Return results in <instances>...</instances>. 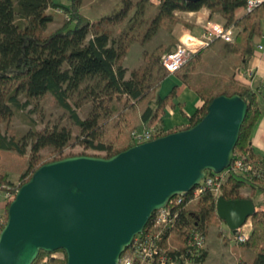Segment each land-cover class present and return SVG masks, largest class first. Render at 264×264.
<instances>
[{"label":"trees","instance_id":"obj_1","mask_svg":"<svg viewBox=\"0 0 264 264\" xmlns=\"http://www.w3.org/2000/svg\"><path fill=\"white\" fill-rule=\"evenodd\" d=\"M81 1L0 0V123L25 109L31 100L50 95L77 127L75 135L66 126L31 128L21 143L0 130L1 188L18 189L37 168L49 161L73 155L111 157L133 146L132 131L157 121L167 106L176 107L179 84H174L164 96L157 93L162 81L171 74L162 66L161 56L174 48V42L162 44L156 51H145L146 63L131 70L126 77L128 69L123 62L130 45L134 41L144 44L159 29L172 30L176 23L188 25L176 12L202 8L219 14L224 27H239L232 42L223 40L225 50L236 54L238 59L233 73L216 75L208 71L197 52L174 72L202 101L201 107L189 116L188 126L182 129L198 123L215 97L238 94L246 101L247 112L233 156L248 154L249 159L264 164V156L256 154L250 146L252 131L262 113L260 92L249 83L245 72L254 51V37L260 36L264 29V5L237 17L236 10L246 0H158L150 25L137 37L132 30L149 0H120L119 7L94 20L83 14ZM55 14L63 17V23L47 32V25L54 21ZM116 27H119L118 34L114 35ZM21 95L26 97L24 101ZM83 99L91 105L85 117L79 113ZM159 127L160 136L176 131L166 130L160 123ZM72 144L94 152L65 153ZM44 148L51 149L45 159L39 156ZM10 150L18 158L13 166L21 171L17 184L3 155ZM246 185L251 192L244 196L240 190ZM191 193L182 194L185 199L180 206L185 205ZM255 193L261 194L260 199H253ZM220 195L226 200L250 198L254 202L257 211L249 218L251 231L243 244L254 252L251 264H264V180L230 170L223 179ZM216 200L213 191L206 189L195 199V209L183 207L171 233L175 243H171V254L179 255L186 250L190 229H199L207 235L212 220L220 219ZM8 205H5V221ZM57 251L63 254L62 258L40 251L33 264L40 263L44 255L49 257L43 264H66L65 252ZM206 256L207 250L203 249L190 262L202 263Z\"/></svg>","mask_w":264,"mask_h":264},{"label":"water","instance_id":"obj_2","mask_svg":"<svg viewBox=\"0 0 264 264\" xmlns=\"http://www.w3.org/2000/svg\"><path fill=\"white\" fill-rule=\"evenodd\" d=\"M198 1V0H192ZM246 101L220 95L195 125L111 157L73 155L42 164L16 191L0 232V264H33L63 250L66 264H119L153 213L229 167ZM257 211L250 198L217 197L231 232Z\"/></svg>","mask_w":264,"mask_h":264},{"label":"built area","instance_id":"obj_3","mask_svg":"<svg viewBox=\"0 0 264 264\" xmlns=\"http://www.w3.org/2000/svg\"><path fill=\"white\" fill-rule=\"evenodd\" d=\"M264 5V0H246L243 6L245 12H251L255 8ZM235 35V26L224 27L217 22H207L200 35H193L189 31H184L180 35L174 48L161 56L162 66L170 73L177 71L192 55L203 52L217 40L232 42ZM246 76L252 78V69L248 68ZM161 130L158 120L141 129L132 131L131 137L135 144L153 140L160 137ZM236 171L247 174L249 177H256L264 180V164L248 158V154H236L226 169L220 173H207L198 186L191 190V197L183 203L185 197L182 194L171 198L165 207L156 210L143 231L137 234L130 246L120 257L119 264H184L190 262L195 257L200 256L206 248V236L199 230L192 228L185 242V251L179 255L170 253V236L177 222L180 220L183 207H186L198 197L204 190L213 191L216 198L221 193V184L228 171ZM210 172V171H208ZM16 190L0 187V194L6 202L14 199ZM186 194V193H183ZM6 221L0 218V232ZM251 231V224L245 223L233 234L238 243H244ZM58 251L49 253L52 257H59ZM48 255H44L41 262H47ZM183 262V263H182Z\"/></svg>","mask_w":264,"mask_h":264},{"label":"rangeland","instance_id":"obj_4","mask_svg":"<svg viewBox=\"0 0 264 264\" xmlns=\"http://www.w3.org/2000/svg\"><path fill=\"white\" fill-rule=\"evenodd\" d=\"M158 4V0H149L145 3L144 13L138 14L136 24L132 30V33L135 36H141L145 29L150 25L151 16L156 12V6ZM120 6V0H82L81 1V10L83 14L89 19H97L98 17L110 13L112 10ZM245 13L243 7L236 10V15L241 16ZM182 14L180 11L177 12V16L181 17ZM216 15V16H215ZM214 19L219 21L220 17L213 13ZM183 19V18H181ZM63 23V17L60 14L54 15V21L50 22L47 25V32L57 28ZM177 24V23H176ZM175 24V25H176ZM179 24L174 30H165L159 29L148 41L144 44L134 41L131 43L128 53L124 58V66L128 69L126 72V77H129L131 70L143 66L146 63L147 56L145 57L144 52H152L156 51L158 47L165 43H170L173 40H177V36L179 34ZM119 27H116L113 30V34H118ZM239 30L236 29L235 33ZM203 55V52H200V56ZM231 71V70H230ZM179 82V78L176 74L171 73L168 77H166L160 87L157 90V93L161 96L166 95L174 84ZM82 95V94H81ZM80 95V96H81ZM21 100L24 101L26 97L21 95ZM90 102L87 99H83L82 108L79 110L81 117H85L90 110ZM189 107L187 106V110ZM61 127L66 126L70 128L75 135L77 133V127L72 123L69 119L68 113L59 107L54 99L50 95H46L44 97L33 99L30 101L29 105L17 112L10 120H4L0 123V130L6 136H13L15 140L20 143L23 141V137L28 133L31 128L41 129L44 127ZM30 145L27 146L26 155H29ZM50 148H44L39 151V156L43 159L47 158L50 152ZM94 151L90 149H84L83 146L78 144H72L67 148L65 153H93ZM3 155L7 158V165L9 167V171L12 174V179L15 184L19 182V175L21 171L18 167L13 166L14 163L18 160L15 156L14 151H5ZM251 188L249 186H244L241 188L240 192L242 195L247 196L250 194ZM261 194L255 193L253 195L254 200L260 199ZM5 203L8 205L10 202H6L3 199V194H0V205ZM187 207L191 210L196 208L195 201H192L187 205ZM4 211L5 207H0V218L4 219ZM7 211V210H6ZM251 224L250 219L248 222ZM175 234V233H174ZM173 239V235L171 236V243L175 244ZM205 245L210 249V257L205 261L204 264H215L217 263L221 256H227L231 258V260H236L235 258L240 257L241 255L247 256L244 260H240L241 262L238 264H251L252 257L247 255V253L251 249H248L243 243H238L235 241L233 233L228 228L227 224L218 219L214 218L209 226L208 233L206 235ZM206 249V248H205ZM58 258H62L63 254L58 253ZM185 264H197L194 262H189Z\"/></svg>","mask_w":264,"mask_h":264},{"label":"crops","instance_id":"obj_5","mask_svg":"<svg viewBox=\"0 0 264 264\" xmlns=\"http://www.w3.org/2000/svg\"><path fill=\"white\" fill-rule=\"evenodd\" d=\"M181 13V18H183V20L186 21L188 25L184 23H177L173 27L172 30H174L179 24H181L178 31L179 34L176 37L177 40L172 41L174 42V44L177 43L180 35L184 31H189L193 35H200L203 32L204 25L207 22H217L223 24L222 17L219 14L215 13L220 17V19L219 21L217 19H214L216 15L213 16V13H211L210 10L207 8H202L198 11H189ZM236 29H238V27L235 26V31ZM223 44V40L215 41L212 47L205 50L203 55L200 56L201 61L205 63L208 67V71L216 75H229L233 73L234 68L237 65L238 56L236 54L227 52L223 47ZM247 67L252 69V78H249L248 81L254 88L258 90V92H260L258 100L260 106L262 107L261 116L259 117L256 125L254 126L250 137V146L256 154L264 156V29L260 36L254 37V51L247 62ZM177 84H179V88L175 97V102L177 103L176 107L172 108L167 106L165 114H163L158 119V122L166 130L172 128L175 130H180L183 127L188 126L189 116L202 105V101L192 89L185 86L180 80ZM187 106L189 107L188 110ZM0 207H5V203L0 205ZM206 250V258L202 263L197 264H204L205 261L211 256L210 249L206 247ZM247 255L252 257L253 260L254 252L252 250L251 252L249 251ZM245 258H247V256L241 255L240 257L235 258L236 260H231V258H228L227 256H221L220 260L215 264H238L241 262L240 260H244Z\"/></svg>","mask_w":264,"mask_h":264}]
</instances>
